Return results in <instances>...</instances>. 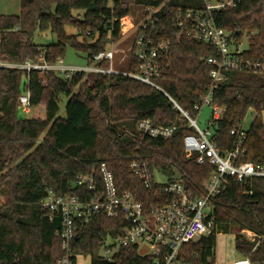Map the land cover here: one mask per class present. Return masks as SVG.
<instances>
[{"label":"trees","instance_id":"1","mask_svg":"<svg viewBox=\"0 0 264 264\" xmlns=\"http://www.w3.org/2000/svg\"><path fill=\"white\" fill-rule=\"evenodd\" d=\"M237 1L235 8L215 14L214 21L235 46L246 40L245 60L264 63V0ZM135 8L154 10L162 37L171 40L162 61L164 72L155 80L161 90L123 75L80 72L66 79L53 71L0 69V196L6 197L0 207V264H59L64 256L57 235L62 217L42 204L49 193L93 198L95 194L77 180L94 176L101 183L102 165L113 173L120 193H132L146 208L170 198L160 196L159 186L149 190L134 164L172 175L177 170L194 194L203 195L214 168L188 155L184 138L195 130L166 96L197 119L196 106L212 90L213 68L207 59L218 58L217 50L175 27L180 11L204 8L201 0H21L19 15L0 16V61L36 62L43 56L46 63L55 64L71 49L87 66L108 69V60L95 58L121 40L122 20ZM37 33H50L56 41L38 45ZM137 69L131 58L123 71ZM23 94H29L31 109L45 108L44 119L20 115ZM63 97L65 117L60 116ZM212 99L222 110L218 121L212 117L208 122L219 149H235L244 133L240 161L264 165V69L228 72ZM250 112L255 118L245 130ZM143 120L178 130L169 140L151 138L137 129ZM209 219L212 233L184 246L182 264H215L217 235L233 228L254 235H236L240 256L264 264V179L230 178L213 199ZM124 227L120 218L95 214L73 242L77 264L80 257H89L91 264H156L136 246L122 248L110 259L103 255L107 242Z\"/></svg>","mask_w":264,"mask_h":264},{"label":"built area","instance_id":"2","mask_svg":"<svg viewBox=\"0 0 264 264\" xmlns=\"http://www.w3.org/2000/svg\"><path fill=\"white\" fill-rule=\"evenodd\" d=\"M201 1L204 3L201 10L180 11L175 27L184 31L188 37L213 47L219 54L218 58L207 59V63L213 68L210 74L213 86L210 94L203 98L202 104L196 106L199 114L205 106H210L213 110V121H218L222 110L213 104V90L226 80L228 72L264 69V63L245 60L241 46H235L231 35L218 28L214 21L215 14L235 8L238 5L237 0ZM154 15L155 11L150 8L142 10V22L135 32L129 51L130 59H134L138 64L136 73H128L114 67L115 50L101 53L95 58L96 61L108 60L110 62L108 69L67 65L64 59L58 60L55 64H48L43 56L36 62L0 61V69L22 70L27 74L33 71H53L66 79H71L80 72L123 75L161 90L155 80L164 72L162 61L170 52L171 40L162 37L158 26L159 20L155 19ZM166 96L195 130L194 134L184 138V147L188 155H196L199 165L214 168L213 174L205 184L203 195L198 197L194 194L177 170H174V174L166 182H157L155 173L164 174L165 171H150L146 166L134 164L136 175L144 179L149 190L159 186L160 196L170 198L146 208L132 193H120L113 173L102 165L101 183L94 176H80L77 180L78 185L95 194L93 198L83 200L74 196L57 197L49 193L42 204L44 210L59 213L62 217V229L57 235L61 239L64 256L59 264H77L73 249L77 232L99 212L110 218H120L125 223L121 234L107 242L103 250L105 257L110 259L120 249L136 246L140 255L152 256L156 264H182L179 257L184 246L212 233L214 225L209 219L212 201L227 187L229 179L233 178L239 182L255 178L264 179V165L240 161L241 155L245 153L240 148L244 133L239 137V146L223 153L213 138L212 130L209 127L205 131L201 130L197 119H192L190 114L170 96L167 94ZM31 110L29 94H23L20 97V112L27 117ZM137 129L148 137L169 140L175 135L178 127L154 126L150 120H143ZM247 234L248 237L254 236L250 232ZM233 264L252 262L248 258H242Z\"/></svg>","mask_w":264,"mask_h":264},{"label":"rangeland","instance_id":"3","mask_svg":"<svg viewBox=\"0 0 264 264\" xmlns=\"http://www.w3.org/2000/svg\"><path fill=\"white\" fill-rule=\"evenodd\" d=\"M21 11V0H0V16L2 15H18ZM142 22V10L134 9L130 16L124 18L121 23L122 29V38L121 40L112 45L111 50H115L116 54L114 57V67L118 70H126L129 66V51L132 46L134 35L138 27ZM70 33H75L74 30H69ZM55 37L51 36L50 33H46L41 35L39 33L36 34L34 42L38 45H47L55 42ZM242 50L248 49V44L246 40L243 41V45L241 46ZM110 50V51H111ZM65 62L67 65L74 66H87V62L82 55L76 54L73 50L68 49ZM66 103L67 99L65 97L62 98L61 102V112L60 116H66ZM212 108L210 106H205L200 112L197 123L201 130L205 131L208 129V122L212 118ZM21 116L22 113L20 112ZM26 118H45V108L38 107L36 109H32L29 116ZM255 118V114L250 112L245 121H244V129L247 130L251 126L253 120ZM172 177L171 173H155V179L157 182H166ZM6 202L5 196H0V207L4 205ZM238 233H242L248 235L245 231H240L237 228H233L229 233H221L217 235L216 240V248L214 251V260L215 264H233L242 259L240 254L236 250L235 245V237ZM78 264H91L89 257H80L78 260Z\"/></svg>","mask_w":264,"mask_h":264},{"label":"crops","instance_id":"4","mask_svg":"<svg viewBox=\"0 0 264 264\" xmlns=\"http://www.w3.org/2000/svg\"><path fill=\"white\" fill-rule=\"evenodd\" d=\"M19 14H20V13H19ZM19 14H18V15H19Z\"/></svg>","mask_w":264,"mask_h":264}]
</instances>
